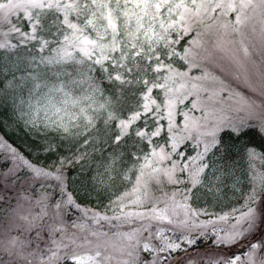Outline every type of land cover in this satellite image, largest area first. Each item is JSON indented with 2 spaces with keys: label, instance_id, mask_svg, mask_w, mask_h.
<instances>
[{
  "label": "snow or ice",
  "instance_id": "obj_1",
  "mask_svg": "<svg viewBox=\"0 0 264 264\" xmlns=\"http://www.w3.org/2000/svg\"><path fill=\"white\" fill-rule=\"evenodd\" d=\"M125 4L131 5L123 10L129 27L135 23L128 35L136 71L145 52L136 44L142 33L150 53L144 71L151 81L147 74L137 81L143 88L141 111L115 120L134 71L117 43L119 21L109 11L111 39H93L72 19L71 0H28L23 17L28 31H15L31 43L22 42L25 54L0 68V109L7 107L12 121H4V130L9 135L22 130L35 146L13 144L0 132V264H99L95 257L69 255L78 242L76 229L87 228V221L100 230L152 214L171 228L155 240L143 228L146 239L135 264H264V88L241 82L239 75L229 79L225 70V62L235 60V38L242 43L253 20L264 23V0ZM93 114L106 125L111 121L116 131L106 128L101 135ZM81 116L98 134L80 142L84 151L65 155L60 146L67 123ZM134 124L141 151L129 154L138 167L125 196L142 206L154 197L151 181L159 185L163 178L167 185L159 191L165 199L163 206L129 211L121 206L119 214L108 215L88 203L85 193L120 167L121 145ZM150 130L151 137L142 139Z\"/></svg>",
  "mask_w": 264,
  "mask_h": 264
},
{
  "label": "trees",
  "instance_id": "obj_2",
  "mask_svg": "<svg viewBox=\"0 0 264 264\" xmlns=\"http://www.w3.org/2000/svg\"><path fill=\"white\" fill-rule=\"evenodd\" d=\"M75 5V10L71 11L70 14L75 23H77L81 28L85 29L93 39H99L100 36H107L109 40L111 39L113 33L108 30L106 17L108 16L109 11L112 14L113 20L119 21V38L117 43L122 46V51L128 54V64L133 66V76L132 84L128 86L127 84L123 86L122 99L119 104L116 105V111L113 115V119L119 120L122 113H132L141 111L139 105L142 103L140 100L139 93L143 91L141 84L137 81L142 80L147 74L149 80L151 81V73H146L144 68L146 67L143 64L144 57L149 55L147 42L143 39V34L141 33V38L136 41L137 49L144 48V54L139 58L141 64V70L137 73L136 71V59L132 56V50L130 48V37L129 32L135 31V23L133 22L132 26L129 27L127 17L123 15V10L125 8H130L131 5L125 4V0H72ZM39 12V9L33 11V15ZM43 15V14H42ZM55 15V10L52 12H47L48 20H51ZM24 16L20 15L16 17L14 22L23 30L28 31L27 22L23 19ZM48 20H45V27L48 26ZM91 20L92 24L89 25L87 21ZM147 23V22H146ZM44 35H50L49 32L43 33ZM107 42V41H101ZM25 43H31L27 41ZM15 47V51H13ZM12 48H4L0 52V68L5 65L11 67L10 62H15L17 56L24 55V49L20 47V44L17 43ZM106 95L109 91L108 86L105 85ZM94 122H99V133L102 135L106 128L111 129V121L104 123L101 116L93 114ZM148 126L151 129L154 127L152 125L151 117L147 118ZM4 121H7L11 124V116L9 114V109L4 107L0 109V132H4L8 139L11 140L13 144L20 145L23 143H28L29 145L35 146V142L30 140L28 136L21 130L17 132L15 129H12L11 135L4 130ZM69 128V133L64 143L60 146L61 153L65 155H70L72 151H84L83 144L80 143L84 139H93L95 140L98 131L93 129L92 126L88 125L84 118L81 116L79 119H73L72 122L67 123ZM143 126V122L141 124ZM115 132V129H111ZM137 126L133 125V135L127 138V141L121 145V148L124 152V157L121 162L120 167L113 173H110L109 176L105 179L102 184H98L95 191L86 192V199L88 203L94 206L106 205L112 199H115L119 194L125 192L127 189L132 187L135 184V175L136 169L138 167V162L133 161L130 158L132 152L139 153L141 151V141L138 140L135 136ZM88 133L85 137V133ZM151 130L144 136L142 139H149L151 136ZM163 143V137L157 144ZM101 148L104 145H100ZM91 149H89V152ZM96 159L99 160V154L97 153ZM75 167V166H74ZM78 173L81 172L80 169H75ZM68 171V166L66 167V172ZM131 175V179H125Z\"/></svg>",
  "mask_w": 264,
  "mask_h": 264
},
{
  "label": "rangeland",
  "instance_id": "obj_3",
  "mask_svg": "<svg viewBox=\"0 0 264 264\" xmlns=\"http://www.w3.org/2000/svg\"><path fill=\"white\" fill-rule=\"evenodd\" d=\"M71 2L74 1L71 0ZM0 4L4 5L0 7V43L4 44V48H12L17 43L27 42L20 32L15 31L20 27L14 22V19L20 15L24 16L28 0H0ZM244 31L242 43L239 38H235L236 43L232 46L235 60L234 62H225V70L229 79L234 75H239L241 82L248 80L258 88H264V23L253 20ZM151 135L152 133L149 134V136ZM3 158V150L0 149V160ZM66 167L67 164L64 167L65 175L67 174ZM134 185L109 201L106 204L107 208L105 205L99 206L101 211H105L108 215H114L119 214L121 206H124L125 211L140 210L141 207L147 208L157 204L163 206L165 198L160 195L159 189L167 185L165 179L161 178L159 185L155 180L151 181L150 187L153 189L154 197L142 206L132 204L131 195L125 196V193H131ZM92 206L97 207V205ZM95 214L89 212V215ZM152 215V219L138 218L131 222L121 221L114 227L105 224L100 230H97L91 221H87V228L76 229L74 239L78 242L67 251L69 255L84 256L85 259L89 256L95 257L99 264H135V257L139 254L140 246L146 239L143 228L148 229L153 240L158 233H163L166 229L171 228V225L166 224L162 219L155 218L154 214ZM120 224L124 226L121 227ZM2 231L0 229V235H2ZM92 231H103L108 235L105 237L93 236L91 235ZM86 240L91 243H86ZM41 248H43V243ZM97 253H99L98 256ZM0 255L3 254L0 253ZM21 264L24 262L22 261Z\"/></svg>",
  "mask_w": 264,
  "mask_h": 264
}]
</instances>
